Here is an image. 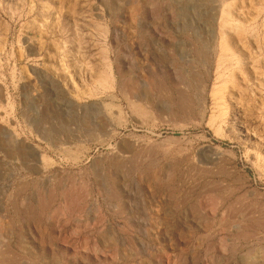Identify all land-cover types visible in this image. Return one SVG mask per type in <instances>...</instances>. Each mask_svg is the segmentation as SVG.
Listing matches in <instances>:
<instances>
[{"label": "rangeland", "instance_id": "obj_1", "mask_svg": "<svg viewBox=\"0 0 264 264\" xmlns=\"http://www.w3.org/2000/svg\"><path fill=\"white\" fill-rule=\"evenodd\" d=\"M0 264H264V0H0Z\"/></svg>", "mask_w": 264, "mask_h": 264}, {"label": "bare ground", "instance_id": "obj_2", "mask_svg": "<svg viewBox=\"0 0 264 264\" xmlns=\"http://www.w3.org/2000/svg\"><path fill=\"white\" fill-rule=\"evenodd\" d=\"M223 14H225V13H223ZM227 19L228 20H230V21H235V20H233V17H232V15H231V13H228L227 12ZM228 20H226V19H224L223 20V26H225V25H227L228 24ZM243 30V29H242ZM244 31V30H243ZM225 47V46H224ZM224 52L226 51V50H223ZM227 55V54H226ZM225 55V56H226ZM233 57V56H232ZM220 60H223V57H221L220 58ZM229 70V69H228ZM201 81V80H200ZM203 82L201 81L200 82V86H201V89L203 90ZM218 91V90H217ZM217 91L216 92H213V94H217ZM133 105V104H132ZM133 107V106H132ZM135 109L136 110H139V111H144V110H142L141 108H139V106H135ZM119 113L121 114V111L119 110ZM145 113V112H144ZM108 134V133H107ZM103 141V140H102ZM21 150V149H20ZM40 154H34V156H35V158H36V163L38 164V165H45L46 163H47V158H45L44 156H39Z\"/></svg>", "mask_w": 264, "mask_h": 264}]
</instances>
